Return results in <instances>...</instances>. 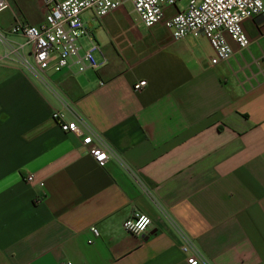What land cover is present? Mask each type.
Wrapping results in <instances>:
<instances>
[{
  "label": "crops",
  "instance_id": "crops-1",
  "mask_svg": "<svg viewBox=\"0 0 264 264\" xmlns=\"http://www.w3.org/2000/svg\"><path fill=\"white\" fill-rule=\"evenodd\" d=\"M7 1L0 264H188L185 239L200 264H264V14L243 22L246 48L230 41L233 55L210 64L204 36L174 40L123 0L103 17L82 13L97 69L71 64L37 77L10 29L41 24L46 0ZM80 40L83 53L92 44ZM140 79L146 86L134 90ZM63 107L101 136L111 152L104 166L56 124L51 114ZM133 211L152 219L139 236L121 226Z\"/></svg>",
  "mask_w": 264,
  "mask_h": 264
},
{
  "label": "built area",
  "instance_id": "built-area-1",
  "mask_svg": "<svg viewBox=\"0 0 264 264\" xmlns=\"http://www.w3.org/2000/svg\"><path fill=\"white\" fill-rule=\"evenodd\" d=\"M128 1L144 26L150 27L162 21L174 40L187 35L204 36L213 50L210 64L228 60L233 55L230 41L234 42L238 49L246 48L250 44V38L243 29V22L264 14V0H187L182 9L177 7L180 0ZM122 3L123 0H46V12L41 24L17 22L10 29L24 38L23 44L16 49H22L23 46L29 48L31 61L23 59L24 65L37 77H41L49 69L60 71L71 64L76 65L79 71L86 67L97 69L100 64L94 60L91 53L97 45L82 19V13L90 11L97 17H103L117 10ZM8 6L7 0H0V12ZM166 6L176 9L168 17L164 16ZM84 36L92 45L80 53V39ZM146 84L145 79H140L132 86L138 91ZM51 116L63 132L78 136L86 152L99 166H104L111 152L100 135L84 123L67 120L65 107L54 110ZM25 180L33 182L34 177L28 174ZM42 184L39 182L40 186ZM142 218L149 221L143 227ZM151 224L152 219L147 214L133 211L122 220L121 226L127 233L139 236L148 231ZM91 230L94 236H98L94 227ZM181 248L184 252L192 250V254L186 258L188 264L205 263L189 240L185 239Z\"/></svg>",
  "mask_w": 264,
  "mask_h": 264
},
{
  "label": "rangeland",
  "instance_id": "rangeland-1",
  "mask_svg": "<svg viewBox=\"0 0 264 264\" xmlns=\"http://www.w3.org/2000/svg\"><path fill=\"white\" fill-rule=\"evenodd\" d=\"M186 2H187V0H180V1H178V2H177V7L182 9V8L184 7V5L186 4ZM125 6H126V8L128 9V8L130 7V3H129V2L126 3ZM128 6H129V7H128ZM83 42L85 43L84 40L82 41V43H83Z\"/></svg>",
  "mask_w": 264,
  "mask_h": 264
},
{
  "label": "clouds",
  "instance_id": "clouds-1",
  "mask_svg": "<svg viewBox=\"0 0 264 264\" xmlns=\"http://www.w3.org/2000/svg\"><path fill=\"white\" fill-rule=\"evenodd\" d=\"M142 219H143V224L141 225V227H143L145 224L149 222L147 218H142Z\"/></svg>",
  "mask_w": 264,
  "mask_h": 264
}]
</instances>
